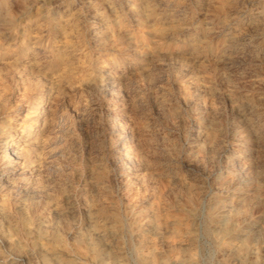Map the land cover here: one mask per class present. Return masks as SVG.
I'll list each match as a JSON object with an SVG mask.
<instances>
[{
	"label": "rangeland",
	"instance_id": "374dc122",
	"mask_svg": "<svg viewBox=\"0 0 264 264\" xmlns=\"http://www.w3.org/2000/svg\"><path fill=\"white\" fill-rule=\"evenodd\" d=\"M0 264H264V0H0Z\"/></svg>",
	"mask_w": 264,
	"mask_h": 264
},
{
	"label": "bare ground",
	"instance_id": "6f19581e",
	"mask_svg": "<svg viewBox=\"0 0 264 264\" xmlns=\"http://www.w3.org/2000/svg\"><path fill=\"white\" fill-rule=\"evenodd\" d=\"M8 22V21H7ZM66 46V45H65ZM58 50H60V49H58ZM63 50H64V47H63ZM65 50H67V49H65ZM59 52V51H58ZM58 54V53H57ZM64 55H65V53H64ZM63 55V56H64ZM56 56H58V55H56ZM60 56V55H59ZM60 58V57H59ZM30 59V58H29ZM60 61H61V59H60ZM63 61V60H62ZM65 62V61H64ZM63 65V67H65L64 66V64H62ZM68 68V67H67ZM36 103V102H35ZM34 106V105H33ZM31 107V106H30ZM38 108V107H37ZM46 108V107H45ZM32 109V108H31ZM34 109V108H33ZM36 109V108H35ZM43 112H45V111H43ZM36 114V113H35ZM45 114V113H44ZM27 115V114H26ZM32 116V115H31ZM35 116V115H34ZM29 118V117H28ZM31 118V117H30ZM37 118V117H36ZM34 120V119H33ZM35 123V122H34ZM43 123V122H42ZM29 125V124H28ZM38 125V124H37ZM38 128V127H37ZM26 129V128H25ZM39 129V128H38ZM21 131V130H20ZM24 131V130H23ZM28 132V131H27ZM22 133H24V132H22ZM40 133V132H39ZM28 134V133H27ZM24 136V135H23ZM31 136V135H30ZM36 136V135H35ZM33 137V136H32ZM128 137H130V136H128ZM35 138V137H34ZM30 139V138H29ZM130 139V138H129ZM16 140V139H15ZM33 140V139H32ZM34 140H36V139H34ZM41 140V139H40ZM12 141V140H11ZM124 141V140H123ZM13 142V141H12ZM122 142V141H121ZM131 142V141H130ZM27 143V142H26ZM119 143V142H118ZM9 144V143H8ZM18 144V143H17ZM21 144H23V146H24V143H21ZM35 144H36V142H35ZM120 146V145H119ZM131 146V145H130ZM19 147V146H18ZM17 148V147H16ZM20 148V147H19ZM30 148H31V146H30ZM124 149V148H123ZM11 150V149H10ZM14 150V149H13ZM17 150V149H16ZM19 152L20 151H22V150H18ZM23 151H25V150H23ZM123 151V155H128V154H126L125 152H124V150H122ZM10 152V151H9ZM15 152V151H14ZM22 152H20V154H21ZM28 153H30V150H29V152H27V154ZM25 154V153H24ZM118 154V153H117ZM119 155V154H118ZM130 155V154H129ZM128 155V156H129ZM15 157V156H14ZM20 158V157H19ZM129 158V157H128ZM22 159V158H21ZM20 159V160H21ZM127 161V160H126ZM17 170V169H16ZM24 174V173H23ZM22 175V174H21ZM38 176H40V175H38ZM97 252V251H96ZM153 259H154V256H153Z\"/></svg>",
	"mask_w": 264,
	"mask_h": 264
}]
</instances>
